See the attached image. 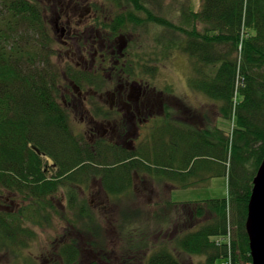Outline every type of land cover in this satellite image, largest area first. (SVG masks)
Instances as JSON below:
<instances>
[{
	"label": "trees",
	"instance_id": "obj_1",
	"mask_svg": "<svg viewBox=\"0 0 264 264\" xmlns=\"http://www.w3.org/2000/svg\"><path fill=\"white\" fill-rule=\"evenodd\" d=\"M101 1L115 11L97 21L111 42L154 28L153 55L188 59L191 92L217 104V121L206 109L183 112L166 104L165 117L153 121L135 149L89 143L73 132L62 84L68 78L83 88H102L105 78L85 83L82 78L93 76L88 71L68 64L62 73L52 61L50 0H0V198L12 195L20 202L14 212L0 211V251L20 256L35 239L32 227L52 226L54 217L69 212L81 230L93 234L91 247L102 249L101 222L112 219L108 208H92L79 196L98 182L110 210L117 209L111 226L121 242L122 264H193L195 257L197 264H251L246 220L264 159V0H202L200 10L190 0L180 9L165 0ZM136 50L132 44L126 50L139 61L123 67L127 78L139 80L136 73L142 72L143 85L157 89L160 59L147 61ZM219 118L235 121L231 133L218 126ZM212 178H227L226 196L174 202L171 191L168 199L159 191L164 184L171 190L201 188ZM61 191L68 197L64 214L56 205ZM57 249L45 264H77L75 241Z\"/></svg>",
	"mask_w": 264,
	"mask_h": 264
},
{
	"label": "rangeland",
	"instance_id": "obj_2",
	"mask_svg": "<svg viewBox=\"0 0 264 264\" xmlns=\"http://www.w3.org/2000/svg\"><path fill=\"white\" fill-rule=\"evenodd\" d=\"M185 1L187 3V0H165L164 4L171 6L173 5L176 8L178 7L180 9L181 3ZM190 1L192 2V5L195 10H200L202 0H190ZM50 4H51L50 11L48 12L47 18L51 23L52 33L57 41V44H54V46L57 45V47H55L57 48V50L55 48L53 49L54 54L52 55V61L58 64L59 69L63 73L68 69L67 61H72V62L75 61V59L72 56L69 57L66 55L67 51L63 49L64 43L62 42L64 37L60 32V30L66 29L67 26L66 24L67 18L65 17L67 7L74 11V14H71L73 16L72 18L75 19L72 20L73 25L82 24L78 32L81 34L91 29V25L93 24L91 20V17L94 13L93 9H98V14H100L103 17H110L112 15V10L108 6H105L106 3L102 2L101 0H50ZM151 8L157 12L156 10L157 8H154L153 6H151ZM61 10L64 12L63 14H61ZM114 14L115 11L112 16H114ZM57 18L59 21H57ZM154 32H155L154 28L153 30L151 29V31L145 32L144 28L141 27L136 31L132 30L130 33H128L127 38L130 37L132 42L134 41L132 43V46L137 49L135 52L137 54H140L142 59H146L147 61L151 59L153 61L154 58L155 60H157L156 58L160 59L159 61H157L160 63V68L158 69V73L156 75L158 77L157 78L158 80L154 81L155 85L157 86V89L160 91L161 90L165 91L163 93L165 99L166 97L167 99H170V97L171 96L173 97V95H179L180 98H182V102H183V100L189 96V101H191L193 104L197 103L200 106V108L203 110L205 109L208 110L212 115V119L217 121L218 109H219L217 104L201 94H196L191 92V88L189 87L187 81V78L189 77V68L187 67L188 59L184 55H177L175 58H173L172 56L156 57L155 55H153V51L157 46L156 41H154L153 38ZM103 35L105 37H109L108 36L109 34L106 31L103 32ZM79 36L80 35L78 34L77 37ZM80 43H83V41H81ZM99 43L101 42L99 41L97 44ZM79 54L76 53V56H78ZM173 56H175V54ZM66 58L68 60H66ZM70 71L72 72V70ZM110 71H111L110 69L107 70V73H109V75H110ZM70 82L71 80H69L68 78L63 80L62 85L63 88L65 86V93L66 91H68V89L73 91ZM107 86L108 84L105 87ZM144 88L149 90V88L145 86ZM158 90L156 91L159 92ZM67 93L68 96L71 97L69 91ZM182 94H186V96L183 97ZM111 96L112 95L109 96L108 94L104 95V97L107 98L108 100L109 98H111ZM70 97L68 100L71 102L72 100H70ZM65 98L66 97L63 98V103ZM191 102H185V103L191 104ZM78 111H82V110L79 109ZM71 115H72L71 122H72L73 132L74 134L79 136L81 135L80 132L83 133V129L86 130V127H84V125L80 126L79 124L82 117V113L81 112L78 113L77 116L72 113ZM234 125H235L234 120L226 121L220 118L218 119V126L222 127L224 130H227L230 133L232 132ZM144 135L146 138H148L149 136L148 133L145 132ZM112 145H114L115 147L119 146L115 143H112ZM48 161L50 165L53 164L52 160L48 159ZM171 188L172 187L170 186H163V185L159 187V191L164 192L163 193L164 199L169 198L168 196L170 194ZM227 191H228L227 178H212L209 181L202 184L201 188H191L186 190L175 189L172 190L170 196L174 202L202 201L210 198H222L227 195ZM157 193H154L155 199H158L156 198ZM79 196L83 201L87 202L92 208H96L97 206L100 205H103L106 208H108V210L106 211L112 218L111 221L114 222V220L118 218L117 217L118 214H115L117 210L115 209L116 207L113 209L111 208L110 210L111 202L108 199V196H106V194L102 191V187L98 184V182L92 184L90 183V186L84 188L83 190L80 189ZM13 197L14 196L12 195H7L0 202L1 212L9 213L19 209L17 207L20 204V202L14 201L17 199ZM56 205L58 206V208L61 209L63 214L67 210L68 197L64 195L63 191H61V194L57 195ZM70 218L75 219L76 217L69 212L66 215H64L63 219H61V217L58 216L54 217L52 221V223L54 224H51L52 226L47 225L45 228L32 227L35 230V239L31 242L29 241L31 245L26 249H22L23 251L20 250L18 251L20 257L17 255V253L9 249L8 251L7 250L3 252L0 251V264H25L27 263V260L29 261L30 259H33L36 262V264L48 263L49 260H53L57 257L56 254L58 252L57 251L58 246L64 243L66 244L70 240L75 241V244H77L79 250V257L77 264H122L120 260V256L119 254H117L119 253L117 248L119 245L121 246V242H119V236H117L116 233L117 231L113 228V226H111L112 225L111 221H108L109 224H106L105 222H101L103 215L99 216V220L102 223V229H100V232L101 234H103L105 241L103 242L104 247L102 249L100 248L95 249V247L94 248L91 247L93 240L91 235L93 234L81 230L79 226L80 223H77L76 219L73 221V224L70 223L69 222ZM191 261L193 262V264H197L200 261V258L195 257ZM217 264H225V262L219 260Z\"/></svg>",
	"mask_w": 264,
	"mask_h": 264
},
{
	"label": "flooded vegetation",
	"instance_id": "obj_3",
	"mask_svg": "<svg viewBox=\"0 0 264 264\" xmlns=\"http://www.w3.org/2000/svg\"><path fill=\"white\" fill-rule=\"evenodd\" d=\"M93 12L91 17L93 24L91 29L86 31L89 33L88 40L80 43L77 35L80 34L78 32L82 24L73 25L71 18L66 19V29L60 32L62 36L68 37L62 40L63 49L67 51V56L75 59L76 64L72 61L67 63L74 65L76 70L88 71L92 74L94 84L100 77L105 78L104 88L98 89L90 85H84L83 88L71 81L73 91L70 89L68 91L72 98L66 91L64 106L70 115L72 113L77 116L78 113H82L79 124L84 125L86 130L83 129V133H80L89 143H115L119 145L116 146L119 151H131L145 139L144 132L147 130L149 133L154 127L153 121L165 117L166 104L172 109L178 108L183 112L186 107L191 106L185 103L186 101L182 102V99L178 100L173 94V97L170 95V99L167 97L165 99L163 93L157 92L156 89L144 88L141 72L136 73L139 80H131V77L127 78L130 74L115 71L126 65L124 56L128 54L126 50L132 43L123 34L118 35L115 41L111 42L109 37L103 35L105 30L97 26L98 20L108 18L98 14V9H93ZM67 33L73 35L68 36ZM99 41L101 43L97 44ZM76 53L80 54L76 56ZM108 69L111 70L110 75L107 73ZM107 84L108 86L105 87ZM105 94L112 96L108 100L104 97ZM69 97L71 102L68 100ZM195 108L198 110L200 106L197 105ZM79 109L82 111H78ZM89 186L90 183L87 187Z\"/></svg>",
	"mask_w": 264,
	"mask_h": 264
},
{
	"label": "water",
	"instance_id": "obj_4",
	"mask_svg": "<svg viewBox=\"0 0 264 264\" xmlns=\"http://www.w3.org/2000/svg\"><path fill=\"white\" fill-rule=\"evenodd\" d=\"M36 151L40 154L38 149ZM246 231L249 237L252 264H264V159L253 180Z\"/></svg>",
	"mask_w": 264,
	"mask_h": 264
},
{
	"label": "bare ground",
	"instance_id": "obj_5",
	"mask_svg": "<svg viewBox=\"0 0 264 264\" xmlns=\"http://www.w3.org/2000/svg\"><path fill=\"white\" fill-rule=\"evenodd\" d=\"M69 10H70V12H69ZM64 12L61 10V14H63ZM71 14H74V11L73 10H71L70 8H68L67 7V11H66V14H65V17L66 18H71V20H75L74 18H72L73 16L71 15ZM108 20V19H107ZM106 20V21H107ZM67 35L68 36H71V35H73V34H69V33H67ZM80 36L78 37L79 38V40H81V41H85V40H88V38H89V33L88 32H84V33H80L79 34ZM78 36V35H77ZM64 38H68V37H66V36H63ZM124 61L127 63V62H132L134 65H136V66H139V61H138V59H136V60H134L131 56H129V55H125L124 56ZM121 68V70H120V72H123V73H126L125 72V70H124V68L123 67H120ZM82 80L85 82V83H92V82H94V77L93 76H90V78H88V77H84V78H82ZM98 82V81H97ZM96 82V83H97ZM95 83V84H96ZM99 84V83H98ZM238 85V84H237ZM102 88H104V86L102 87ZM98 89H100V88H98Z\"/></svg>",
	"mask_w": 264,
	"mask_h": 264
}]
</instances>
